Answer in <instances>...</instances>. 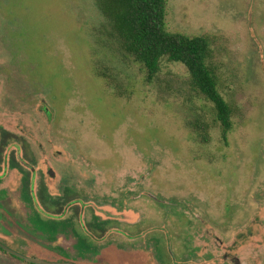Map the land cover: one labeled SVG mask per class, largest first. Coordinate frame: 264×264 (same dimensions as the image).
<instances>
[{"label":"rangeland","instance_id":"1","mask_svg":"<svg viewBox=\"0 0 264 264\" xmlns=\"http://www.w3.org/2000/svg\"><path fill=\"white\" fill-rule=\"evenodd\" d=\"M167 11L169 31L211 40L226 136L186 66L163 58L149 82L96 0H0L3 243L78 264H264V0ZM0 264L33 263L0 249Z\"/></svg>","mask_w":264,"mask_h":264},{"label":"trees","instance_id":"2","mask_svg":"<svg viewBox=\"0 0 264 264\" xmlns=\"http://www.w3.org/2000/svg\"><path fill=\"white\" fill-rule=\"evenodd\" d=\"M96 4L109 21L122 49L144 64L149 82L160 72L163 58L186 66L192 88L214 104L226 136L232 129L233 110L221 93L217 75L209 65L213 54L210 38L169 31L168 0H96Z\"/></svg>","mask_w":264,"mask_h":264},{"label":"water","instance_id":"3","mask_svg":"<svg viewBox=\"0 0 264 264\" xmlns=\"http://www.w3.org/2000/svg\"><path fill=\"white\" fill-rule=\"evenodd\" d=\"M0 247L3 250L7 251L8 253L14 255L15 257L22 259V260H25V261H28V262L33 263V264H78V263L71 261V260H68V261H51V260H46V259H40L37 257L27 256V255H25V254H23L17 250L12 249L11 247H9L5 243H3L1 240H0Z\"/></svg>","mask_w":264,"mask_h":264},{"label":"flooded vegetation","instance_id":"4","mask_svg":"<svg viewBox=\"0 0 264 264\" xmlns=\"http://www.w3.org/2000/svg\"><path fill=\"white\" fill-rule=\"evenodd\" d=\"M49 173H50L51 176H54V175H55V173H54V171H53L52 169H50ZM59 210H62V207H61V209H59ZM72 232H73L74 235L76 236L79 246H81V247L78 249V251L81 252L82 248L88 249V245H87V241H86L87 239H86L84 236L80 235V234L74 229V227L72 228ZM85 243H86V245H85ZM80 249H81V250H80ZM60 255H61L62 257H72V256H66L65 254L62 253V251H61V254H60ZM80 256H81V257H88V256L85 255V254H81ZM71 259H74V258H71Z\"/></svg>","mask_w":264,"mask_h":264}]
</instances>
